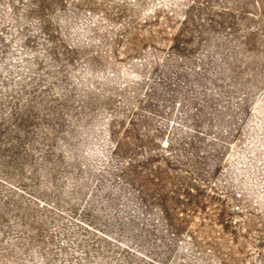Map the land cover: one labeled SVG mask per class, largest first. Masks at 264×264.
Returning <instances> with one entry per match:
<instances>
[{"label": "rangeland", "instance_id": "374dc122", "mask_svg": "<svg viewBox=\"0 0 264 264\" xmlns=\"http://www.w3.org/2000/svg\"><path fill=\"white\" fill-rule=\"evenodd\" d=\"M0 264H264V0H0Z\"/></svg>", "mask_w": 264, "mask_h": 264}]
</instances>
